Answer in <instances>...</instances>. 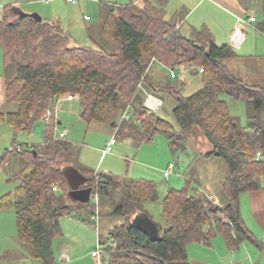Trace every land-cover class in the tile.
<instances>
[{"label": "trees", "instance_id": "obj_1", "mask_svg": "<svg viewBox=\"0 0 264 264\" xmlns=\"http://www.w3.org/2000/svg\"><path fill=\"white\" fill-rule=\"evenodd\" d=\"M136 1L113 6L104 21V36L117 45L113 53L73 46L71 35L59 23L45 18L38 21L29 15L13 17L12 7H8L0 18V49L8 76L7 97L19 107L0 115L5 116L15 133L31 130L35 123L45 120L47 111L56 106L61 95L77 93L87 122L111 125L117 135L123 131L129 136L138 135L140 144L164 134L177 145L178 140L200 129L213 145L205 156H219L226 161L223 191L228 203L213 204L198 189H192L193 180L187 175L186 188L169 189L163 198L166 226L157 223L161 237L153 239L132 221L139 212L151 216L145 204L160 199L157 185L145 179L97 174L74 164L78 146L53 138V120L46 124L43 144L23 146L19 151L28 149L24 154L26 163L17 174L20 182L14 193L0 197V210L15 209L20 241L28 244L32 256L44 264L55 262L54 240L63 234L61 218L91 205L70 195L63 168L71 164L92 179L94 183L89 186L94 192L108 197L106 214L125 218V223L110 232L115 245L100 242L110 255L104 264H191L189 245H209L218 230L233 244L249 236L241 217V196L264 191V128L257 115L264 108V84L250 83L235 75L225 61L237 57V53L228 44L214 43L209 29L192 28L190 36L179 34L177 14L167 17L169 0H141L142 6ZM259 25L264 26V22ZM157 63L167 68L197 64L193 73L202 74V88L189 96L182 95L184 84L179 89L160 86L177 102L174 115L180 133L144 105L145 92L157 89V82L148 80L149 68ZM222 93L247 104L248 125L241 126L230 114ZM126 112L131 114L129 120L124 119ZM18 144L15 139L12 149L17 151ZM11 151L0 158V170ZM258 152L261 159H257ZM99 176L104 182H99ZM91 212L89 222L96 210Z\"/></svg>", "mask_w": 264, "mask_h": 264}, {"label": "rangeland", "instance_id": "obj_2", "mask_svg": "<svg viewBox=\"0 0 264 264\" xmlns=\"http://www.w3.org/2000/svg\"><path fill=\"white\" fill-rule=\"evenodd\" d=\"M132 1L135 0H79L77 4H72L67 0H49L48 2L46 0H0V18L4 17L6 9L13 3H19L17 5L23 11H30L27 13H38L47 20L58 17V23L71 35V45H74L73 42L76 41L81 46H91L113 53L117 50V45L114 40L104 36V21L113 6L119 7ZM136 2H140V6L143 5L141 0ZM253 3L258 11L255 6L252 8L258 14L259 24H261L264 22L262 0H253ZM180 6L184 10L182 15H176L179 21L177 27L179 34L190 36L191 28L204 27L209 29L211 40L214 43L217 45L227 43V28L224 26H228L230 19L226 13L213 8L208 2L193 4V0H189V4L186 5L183 4V0H169L166 7L167 17L174 16ZM115 11L117 13L118 8ZM86 16L89 17V20L84 19ZM181 18L184 19L183 25L180 23ZM180 26L181 28H179ZM245 30L248 32L247 39L244 46L236 51L254 56L253 61L248 59L246 65L239 66V70L234 69V71L248 81L264 84V30L254 28H245ZM178 66H187V69L182 74L181 70L176 68V78L171 77L170 68L159 63L152 66V71L155 72L157 78V89L150 88L152 89L150 91L160 96L164 101L158 111H152L171 122L180 133L181 127L174 115L177 102L169 92L162 90L160 86L167 84L179 89L184 84V87L181 88L182 95L189 96L202 88V74L193 73L192 69H196L197 64L182 63ZM2 69L3 52L0 49V70ZM156 70L158 71L156 72ZM253 77L255 79H252ZM150 83L147 85L148 89ZM221 98L227 102L230 114L236 121L241 126L248 125L247 104L227 93H222ZM11 104L14 109L19 107L16 103ZM1 111V113H6L5 109ZM257 115L261 117V125L264 128V108ZM61 118L64 119V122L58 124L59 132L67 131L66 138L78 146L73 154L72 162L74 164H78L86 171H96L97 174L106 172L120 177L145 179L153 181L157 185L160 199L145 204L147 211L157 223L166 226L162 218L163 198L169 189L186 188L188 185L187 175L193 180L192 189H201L200 191L204 190L214 196L213 199H210L213 204L228 203L221 182L227 177L226 161L219 156L202 157L200 155L202 151H209L213 148L200 129H197L196 133L188 136L185 140H178L177 145L171 144L164 134H157L150 143L140 144L138 135L129 136L123 131L121 134L115 135L117 143L113 147V151L103 155L102 149L112 139L114 132L116 134V131H113L115 130L113 126L98 121L87 122L79 114L70 116L62 112ZM46 124L45 120L39 121L34 124L31 130L15 133L12 126L7 123L5 116L0 115V155L10 148L12 150L8 155L7 163L0 170V197L15 192L20 182L17 174L26 163L24 154L28 149L25 148H28L29 143L43 144ZM15 139L25 147V151L19 152L12 149ZM196 156L197 158H195ZM171 163H175V167L171 171V176L166 178L164 172L168 170ZM93 183L91 180L87 186ZM59 195L62 197L61 192ZM100 196L99 209L104 212V215L100 214L98 224L88 221L92 215L91 205L80 213L75 211L72 215H65L61 218L63 234L54 240L55 262L53 264H100V258L92 255L93 251L99 248V241L104 242L106 246L110 245L111 230L115 226L125 223L123 217L106 214L109 210V199L106 195ZM94 202L91 200L90 203L94 204ZM65 250H68L67 257L69 259L62 257ZM103 257L106 258V262L109 261L107 254H104ZM0 264H44L41 259L32 256L28 244L20 241L17 234L15 209L10 207L0 210ZM125 264L133 263L126 262Z\"/></svg>", "mask_w": 264, "mask_h": 264}, {"label": "crops", "instance_id": "obj_3", "mask_svg": "<svg viewBox=\"0 0 264 264\" xmlns=\"http://www.w3.org/2000/svg\"><path fill=\"white\" fill-rule=\"evenodd\" d=\"M196 2H199V4L200 3L204 4V3L208 2V4L210 6H212L213 8H216L217 10L220 9L228 15L227 17L230 19V22L228 23V26H224L227 28V36H226V42L227 43H225V44H228V45L233 47V49L237 53V57L232 58V59H228L225 61V63L228 65V67L231 69V71L235 75L244 79V77H242L241 75H238V73L236 74L234 69L239 70V68H240L239 66L246 65L248 62V59L253 61L254 56L246 55L247 53L244 54V53H239L236 51V49H240L244 46L243 44L245 43L247 37L245 38L243 43L239 46V45H236L234 43V35L236 33V29L239 27L244 32H246L247 34H248V32L245 30V28H254L256 30H264V26L259 25V16L256 13V11H258V9L256 8L255 3H253V0H193V4H195ZM184 3L186 5L189 4V0H183V4ZM17 4L19 5V3H13L11 5L12 10L10 13H12L13 17L18 15L15 10H16V8H20V7H18ZM252 6H255L256 11L252 8ZM183 10L184 9L180 6L179 8H177L174 15L175 14H177V15L181 14L182 15ZM26 12H30V11H26ZM172 12H173V10H172ZM247 12L254 13L257 16V22L256 23L249 25V24H245V23L240 21V18L246 17ZM57 18L58 17H52L48 20L50 22H53V23H58L59 21L57 20ZM84 19H86V18H84ZM87 20H89V19H87ZM182 21H184V19H182ZM182 25H183V23H182ZM193 28L197 29L196 27H193ZM89 39H90V37H89ZM73 43L75 46H81L76 41H74ZM249 54H251V53H249ZM154 65H156V64H153L152 66H154ZM152 66L148 70V76H149L148 80L155 83L157 78H156L155 72L152 71V68H153ZM157 69H159V68H157ZM157 71L158 70H156V72ZM252 79H255V77H253ZM7 80H8V76H7V71H6V67H5V59L3 56V69L0 70V114H3V115L14 112L18 109V108L14 109L13 104H11L14 102L10 101L7 97ZM244 80L247 82H250V83H257L254 81H248L246 79H244ZM145 93L144 94L146 95V97L144 99V105L146 104L148 94H152L149 92H145ZM73 95H74L73 97H70L69 93H66V94L61 95L59 97V99L57 100V104L53 109H54L55 115L58 118V124H62L64 122V119L61 118L62 112L66 113L70 116H74L76 114L77 115L79 114L80 117H83L84 112L80 106V96L77 93H74ZM152 95H154V94H152ZM154 96L156 98L161 99L162 105H163V102H164L163 99L158 95H154ZM2 109H5L6 113H1ZM10 126H12V125H10ZM12 128H13V126H12ZM113 131H116V130H113ZM113 135L115 136V132ZM71 142H73V141H71ZM13 144H14V142H13ZM32 144H35V143H29V145H32ZM105 146H104V148H105ZM103 149H102V151H103ZM7 151H11V148L8 149ZM7 151H5L4 154L0 155V158L5 156V153ZM210 151H212V149H210L209 151H202L200 153V155L202 157H206L205 154L210 152ZM103 155H105V154H103ZM195 158H197V156ZM136 163H138V162H136ZM106 171H108V170L106 169ZM95 173H97V172L95 171ZM99 173H101V172H99ZM104 173L108 174L106 172H104ZM109 174H111V173H109ZM111 175H114V174H111ZM170 176H171V174H170ZM123 178L129 179V177H123ZM221 182H222V186H223L225 180H222ZM198 190L200 191L201 189H198ZM200 192L202 194L206 195L209 199H213V197H214L212 194L204 192V190H203V192L202 191H200ZM96 194H98V198L95 200ZM100 198H101V196L99 195V193L94 192V188H93L91 200H93L95 202H94V204H91L90 209L92 210L94 208L95 210H98L99 218L101 217V215H100L101 210L99 209L100 208V202H99ZM91 200H90V202H91ZM216 205H218V204H216ZM220 206H222V205L220 204ZM241 217H242L243 225L245 226V228L249 232V236L246 239H244L243 241H241L237 244H233V243L228 241L226 235L222 231L218 230L217 234L211 240V243L209 245L204 244V243H193V244L189 245L188 255H189L190 263L191 264H264V191L263 190H259V191H255V192H247V193L242 194V196H241ZM94 222L96 224H98L99 221H97V222L94 221ZM207 227H208V225H207ZM209 228H210V226H209ZM99 242H102V241L100 240ZM67 254H68V250H65L62 253L63 259L68 258ZM92 255H93V253H92Z\"/></svg>", "mask_w": 264, "mask_h": 264}, {"label": "built area", "instance_id": "obj_4", "mask_svg": "<svg viewBox=\"0 0 264 264\" xmlns=\"http://www.w3.org/2000/svg\"><path fill=\"white\" fill-rule=\"evenodd\" d=\"M49 1V0H47ZM69 3H72V4H77L79 2V0H67ZM86 19H89L88 16L85 17ZM240 21L245 23V24H253V23H256L257 22V16L254 14V13H251V12H247L246 13V17H243V18H240ZM247 37V33L244 32L240 27L236 29V33L234 35V43L236 45H241L243 43V41L245 40V38ZM176 68L181 70V73L184 74V72L186 71L187 69V66H178V67H175V68H170V74H171V77L172 78H176L177 77V74H176ZM200 72H203V68H199ZM74 93H69L70 97H73ZM145 106L151 110H159L162 106V100L159 99V98H156L154 95L152 94H148V97H147V101H146V104ZM130 116L131 114L129 112H126L124 114V119L125 120H129L130 119ZM53 120H55V126L53 128V138L55 140H68L66 138L68 132L67 131H63V132H59L58 130V118L57 116L55 115V112H54V109H49L47 111V114H46V117H45V121L46 123H50L52 122ZM116 135V134H115ZM117 143V139H116V136H114L108 143L107 145L105 146V148L103 149V154H108V153H111L113 151V147L116 145ZM17 151H22L23 149V146L21 144H18L17 147H16ZM262 158V154L261 152H258L257 153V159H261ZM175 167V163H171V165L169 166L168 170H166L164 172V176L165 177H169L170 174H171V171L172 169H174ZM99 182L102 183L104 182L103 178L99 176ZM57 187H54V190H56ZM98 198V194H96L95 196V200ZM92 219L94 221H98L99 219V212L98 210H96L95 214L92 216ZM115 245V243L111 242L110 245ZM104 254H107L108 255V259L110 260V255L108 254V252L106 251L105 247L99 242V248L96 249L95 251H93V255L95 257H99V262L100 264H104L106 262V258L103 257Z\"/></svg>", "mask_w": 264, "mask_h": 264}, {"label": "water", "instance_id": "obj_5", "mask_svg": "<svg viewBox=\"0 0 264 264\" xmlns=\"http://www.w3.org/2000/svg\"><path fill=\"white\" fill-rule=\"evenodd\" d=\"M16 13L21 16L29 15L35 18L38 21H42L43 17L38 13H27L23 11L21 8H16ZM236 124V123H235ZM64 176L66 177L69 186L71 188L70 195L73 199L87 204L91 200L93 187L87 186V184L92 180L90 177L86 176L82 173L76 166L74 165H66L63 168ZM132 224L135 227H138L144 230L146 233L150 235L153 239H159L160 233L157 222L146 212H139L133 219Z\"/></svg>", "mask_w": 264, "mask_h": 264}]
</instances>
